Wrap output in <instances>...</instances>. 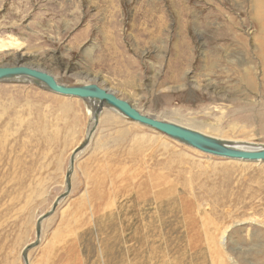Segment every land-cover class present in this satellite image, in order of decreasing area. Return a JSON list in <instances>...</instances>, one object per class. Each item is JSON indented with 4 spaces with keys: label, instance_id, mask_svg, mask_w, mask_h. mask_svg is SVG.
<instances>
[{
    "label": "rangeland",
    "instance_id": "obj_1",
    "mask_svg": "<svg viewBox=\"0 0 264 264\" xmlns=\"http://www.w3.org/2000/svg\"><path fill=\"white\" fill-rule=\"evenodd\" d=\"M263 2L0 0V66L95 84L158 120L264 146ZM91 105L0 83V264H264V162L202 154L111 110L61 197Z\"/></svg>",
    "mask_w": 264,
    "mask_h": 264
},
{
    "label": "water",
    "instance_id": "obj_2",
    "mask_svg": "<svg viewBox=\"0 0 264 264\" xmlns=\"http://www.w3.org/2000/svg\"><path fill=\"white\" fill-rule=\"evenodd\" d=\"M17 79H27L26 81L29 80V82H32L35 85H39L44 89L60 96L74 97L86 102H90L91 104L96 106L93 117L95 121L97 120V117L102 108H109L130 121L149 127L204 154L229 159L264 162V148L247 151L230 149L221 141L205 137L200 133L182 128L174 124L155 120L153 118H150V116H144L140 114V112H138L128 102L118 98L114 94L100 88L95 84H85L82 86H66L58 83L53 76L34 66H30L27 64L0 66V83L9 82L12 80L14 81ZM87 140L88 139H86V141L79 145V147H77V149L70 156L69 169L66 173L67 192L61 197H64L68 193L70 184L69 175L72 171L74 154L86 146ZM60 198H58L53 203L52 209L37 221V238L40 233V222L52 213ZM35 243L31 244L29 247L34 246ZM26 250L27 248H25L22 253L24 260L26 258Z\"/></svg>",
    "mask_w": 264,
    "mask_h": 264
},
{
    "label": "bare ground",
    "instance_id": "obj_3",
    "mask_svg": "<svg viewBox=\"0 0 264 264\" xmlns=\"http://www.w3.org/2000/svg\"><path fill=\"white\" fill-rule=\"evenodd\" d=\"M260 9L261 10H263L262 12H261V14H260V16H261V22L264 24V2L262 3V7H260ZM262 44H264V42L262 43ZM259 54V53H258ZM260 55V54H259ZM258 60H261V62L263 63V65H264V54H262V55H260L259 56V58H258ZM231 64V63H230ZM236 64V63H235ZM241 65V64H240ZM263 69H264V66H263ZM45 72V71H44ZM47 73V72H46ZM49 74V73H48ZM247 75H249V74H247ZM249 78H250V76H249ZM26 81L27 79H17V80H12V81H9V82H20V81ZM28 82H29V80H28ZM101 88V87H100ZM103 89V88H102ZM106 91H108L107 89H105ZM108 92H110V93H112V94H114L113 92H111V91H108ZM115 95V94H114ZM64 97V96H63ZM67 98H74V97H67ZM75 99H78V98H75ZM230 99V98H229ZM232 99V98H231ZM226 100V99H225ZM125 101V100H124ZM228 101H230V100H228ZM127 102V101H126ZM233 102V101H232ZM131 105V104H130ZM132 106V105H131ZM133 107V106H132ZM90 108L91 109H89V111H88V114L89 115H91L92 116V120H91V126H90V128H91V130H90V128H89V130H88V137H87V141H91V138H92V136L95 134V133H93V135H92V132H93V130H94V128H95V124H97V126L99 125V124H101L102 122H104V123H110V121H111V117H106V119L104 118L105 117V114H107L109 111L108 110H111V111H113L112 109H109V108H102V110L100 111V113H99V115H98V117H97V120L95 121L94 120V110H95V108H96V106L95 105H91L90 106ZM134 108L138 111V112H140V114H142V115H144V116H147V117H149V115H145L143 112H141L140 110H138L135 106H134ZM0 110H2V112L4 113V111H5V108H3V107H1L0 106ZM69 110V108H67V109H65V111H68ZM104 110V111H103ZM103 112V113H102ZM115 114H117V115H119L120 117H122L123 118V116H121L120 114H118V113H116L115 111H113ZM103 114V115H102ZM150 118H153V119H155V120H158L156 117H152V116H150ZM158 121H162V122H165V123H170V124H174V125H177V126H180V127H182V128H185V129H189V130H191V131H194V132H197V133H200L201 135H203V136H205V137H209V138H213V139H215V140H218V141H221L224 145H226V146H228L230 149H235V150H253V149H258V148H264V146H260V145H254L253 143H248V142H244V141H238L239 143H235V142H231V141H227V140H225V139H219L218 137H212V136H209V135H206V134H203V132H202V130L201 129H197V127H192V128H196V129H192V128H189V127H183V126H181V125H178V124H175V123H171V122H167V121H163V120H158ZM131 122H133V121H131ZM133 123H135V124H138V123H136V122H133ZM138 125H140V126H144V125H141V124H138ZM96 126V127H97ZM144 127H146V126H144ZM149 128V127H148ZM151 129V128H150ZM153 130V129H152ZM96 132V131H95ZM189 147V146H188ZM77 148V147H76ZM191 148V147H190ZM193 149V148H192ZM1 150H2V148H0V155H1ZM86 150V147H84L81 151L79 150V153H82L83 151H85ZM194 150H196V149H194ZM197 151V150H196ZM78 152V151H77ZM202 153V152H201ZM202 154H204V153H202ZM77 156H79V155H77ZM76 155L74 156V161H73V166H72V171H71V174H72V172H73V168L75 167V159H76V157H77ZM221 158V157H220ZM223 158V157H222ZM224 159H228V160H231V161H233V162H239V163H261V161H245V160H238V159H229V158H224ZM70 174V175H71ZM69 182H70V177H69ZM72 181H71V186H72ZM69 189H70V184H69ZM69 189H68V192H69ZM68 194V193H67ZM38 219V218H37ZM37 219H35V222H36V220ZM46 219V218H45ZM39 220V219H38ZM37 220V221H38ZM44 221V220H43ZM43 221H41L40 222V227H41V224H42V222ZM35 222L33 223V225H32V228L34 227V225H35ZM36 224H37V222H36ZM27 228H29V227H27ZM36 229V228H35ZM40 234V233H39ZM40 236V235H39ZM39 236H38V238H39ZM30 245H28V247H29ZM24 247H26V245L25 246H23V249H24ZM22 251V250H21ZM15 254H12V259H13V262H11V264H18V259L14 256ZM101 257V255H97V261H95V262H92L91 264H97L96 262H100V264H116V262L115 261H112V262H108V263H105V260L104 259H102V258H100ZM25 260H26V258H25ZM24 260V262L26 263V261ZM28 260V259H27ZM28 262V261H27Z\"/></svg>",
    "mask_w": 264,
    "mask_h": 264
},
{
    "label": "crops",
    "instance_id": "obj_4",
    "mask_svg": "<svg viewBox=\"0 0 264 264\" xmlns=\"http://www.w3.org/2000/svg\"><path fill=\"white\" fill-rule=\"evenodd\" d=\"M107 125V124H106ZM108 126V125H107ZM84 168L86 169V168H90V165H89V163H87L85 166H84ZM96 168H98V167H93V175L95 174V172L97 173V170H95ZM95 171V172H94ZM95 176V175H94Z\"/></svg>",
    "mask_w": 264,
    "mask_h": 264
}]
</instances>
